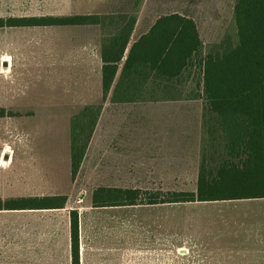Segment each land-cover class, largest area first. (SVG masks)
Listing matches in <instances>:
<instances>
[{
    "label": "rangeland",
    "instance_id": "rangeland-1",
    "mask_svg": "<svg viewBox=\"0 0 264 264\" xmlns=\"http://www.w3.org/2000/svg\"><path fill=\"white\" fill-rule=\"evenodd\" d=\"M237 2L0 0V17L136 12L138 20L133 42L147 32L158 17L177 12L196 21L208 51L226 35L237 40L234 19ZM101 42L102 31L98 25L0 27V108L15 113L0 117V197L69 194L73 201L82 202V197L87 198L89 190L101 183L94 169L82 171L77 180L72 178L70 140L71 117L85 105L97 103L94 101L100 89L97 85ZM195 70L185 85L179 86L178 93L197 89ZM185 104L184 117L178 119L202 122L204 100ZM171 113L165 110L150 113L143 105H137L130 119L135 124L171 120L174 118ZM187 132L190 133V129ZM201 135L202 131L198 138L190 136L184 140L182 175L160 178L135 171L137 177L129 183L178 184L197 189ZM136 137L138 142L143 141L142 135ZM138 158L137 155L135 160ZM114 179L115 183H128L126 178ZM81 190L84 193L79 194ZM66 228V211H0V264H20L17 260L21 252H33L42 260L51 259L53 252L58 251L64 258ZM144 247L137 250V255L139 252L145 254ZM167 250L171 253L170 248ZM170 260L171 255L168 264H173Z\"/></svg>",
    "mask_w": 264,
    "mask_h": 264
},
{
    "label": "trees",
    "instance_id": "trees-1",
    "mask_svg": "<svg viewBox=\"0 0 264 264\" xmlns=\"http://www.w3.org/2000/svg\"><path fill=\"white\" fill-rule=\"evenodd\" d=\"M237 40L230 35L205 50L196 21L181 13L161 15L132 40L137 13L0 17V27L98 25L102 31L103 99L121 74L115 91L150 88L159 96L143 99H203L202 154L196 191L149 192L97 187L94 206L142 201L186 202L264 197V0H238L234 6ZM197 74V89L178 93ZM103 109L87 104L70 119L71 176L75 180ZM0 108V117L13 116ZM66 194L0 197V211L65 208ZM72 264H80L79 215L71 211Z\"/></svg>",
    "mask_w": 264,
    "mask_h": 264
},
{
    "label": "crops",
    "instance_id": "crops-1",
    "mask_svg": "<svg viewBox=\"0 0 264 264\" xmlns=\"http://www.w3.org/2000/svg\"><path fill=\"white\" fill-rule=\"evenodd\" d=\"M100 63L97 85L100 89L94 102L102 103L103 109L78 175L94 169L102 181L89 190L87 198L82 197V202L73 201L68 194L65 208L39 209L66 211L64 258L58 251L53 252L51 259L42 260L33 252H21L17 262L72 264L71 211L77 209L80 264H168L169 255L172 257L169 262L173 264H264V197L93 205L92 193L100 186L160 193L196 191L178 184H130L129 181L137 177L135 171L160 178L182 175L184 140L190 136L198 138L201 134L200 120L178 119L184 117L185 103L198 99L114 101V93L128 97L162 94L145 87L137 91H115L123 63L107 98L103 99L101 53ZM137 105H143L150 113L171 111L174 118L135 124L130 117ZM140 135L142 142L136 137ZM137 155L139 158L135 160ZM116 177L126 178L128 183H115ZM82 193L81 190L79 194ZM142 247L146 248L145 254L137 255Z\"/></svg>",
    "mask_w": 264,
    "mask_h": 264
}]
</instances>
